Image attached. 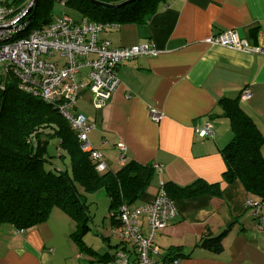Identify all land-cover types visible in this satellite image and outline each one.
<instances>
[{
    "label": "crops",
    "instance_id": "crops-1",
    "mask_svg": "<svg viewBox=\"0 0 264 264\" xmlns=\"http://www.w3.org/2000/svg\"><path fill=\"white\" fill-rule=\"evenodd\" d=\"M110 24L115 27L103 31L100 39L117 48L149 45L156 55L119 67V87L103 109L93 107L88 119L95 125L88 135L91 147L104 155L110 171L121 167L119 143L128 148V161L162 165L161 172L154 169L157 178L136 206L153 200L162 182L185 187L201 180L221 189L220 195L174 200L177 215L155 239L161 260L171 249L183 254L179 264H264V232L248 207L257 199L240 182L225 183L221 152L234 137L223 117L224 99L240 98L264 137V55L206 42L235 31L251 46L264 49V0H168L146 23ZM246 89L252 93L249 100L243 99ZM153 112L158 121L152 119ZM207 125L212 135L200 137L197 131ZM64 221L50 215L24 232L2 226L0 264H105L102 255H115L122 248L133 251L130 245L117 248L122 241L112 224L106 252L93 248L99 256H86L74 240L55 233L54 225ZM67 221L64 233L72 234L75 223ZM146 223L145 216V232ZM218 236H223L220 254L200 246L205 237Z\"/></svg>",
    "mask_w": 264,
    "mask_h": 264
},
{
    "label": "trees",
    "instance_id": "trees-1",
    "mask_svg": "<svg viewBox=\"0 0 264 264\" xmlns=\"http://www.w3.org/2000/svg\"><path fill=\"white\" fill-rule=\"evenodd\" d=\"M25 1L16 0V3ZM59 1L76 16L56 17L51 4L39 0L38 7L27 17L28 27L34 24L40 29L63 16L76 23L87 20L103 24H141L146 23L160 5L168 2L136 0L121 9H112L94 5L89 0ZM93 1L116 7L132 0ZM21 85L15 75L9 79L0 78V229L6 224L18 231L35 228L59 208L75 222L76 229L71 237L78 247L85 254L99 256L84 240L91 231L92 220L87 194L103 192L110 199L113 228L118 231L122 227L121 208L136 206L152 185L153 165L128 161L117 171L98 172L91 153L83 150L78 133L58 108L44 102L35 92L21 89ZM221 108L234 133L232 141L221 150L226 164L225 183L240 182L250 197L260 201L264 214V137L253 118L241 107L240 98L224 99ZM53 141H58L57 156L63 166L52 163L49 145ZM165 189L172 200L221 194L218 184L201 180L185 187L166 183ZM222 238L205 237L200 246L220 254ZM120 243L117 248L123 246ZM182 257L180 251L170 249L169 255L161 261L171 262ZM113 258L114 255L108 253L99 259L109 262Z\"/></svg>",
    "mask_w": 264,
    "mask_h": 264
},
{
    "label": "built area",
    "instance_id": "built-area-1",
    "mask_svg": "<svg viewBox=\"0 0 264 264\" xmlns=\"http://www.w3.org/2000/svg\"><path fill=\"white\" fill-rule=\"evenodd\" d=\"M35 8V0L19 4L16 0H0V78L9 79L15 75L22 83L21 89L35 92L44 102L55 105L78 133L83 150L91 153L98 172L104 173L108 170L104 155L91 147L88 138L95 125L78 112L77 103L82 93L88 91L93 107L103 109L120 85L119 67L138 57L154 56L156 51L149 45L114 47L109 40L100 39V34L115 26L87 20L76 23L67 16L27 32V17ZM206 42L264 55V49L251 46L248 39H241L235 31L210 37ZM85 71L86 78L83 77ZM251 94L250 89L244 90L243 99L249 100ZM152 119L158 121L160 116L153 112ZM197 132L200 137L212 135L210 125ZM117 150L118 162L124 166L128 162V148L119 143ZM153 168L161 172L163 167L154 164ZM248 207L258 230L264 232L260 201L250 200ZM176 215L175 201L167 195L164 182L150 202L123 206L120 213L122 227L116 235L124 245L133 246V252L119 249L114 258L105 264H179V260L161 262L155 248L156 236L168 227ZM145 216L147 232L143 228Z\"/></svg>",
    "mask_w": 264,
    "mask_h": 264
},
{
    "label": "rangeland",
    "instance_id": "rangeland-1",
    "mask_svg": "<svg viewBox=\"0 0 264 264\" xmlns=\"http://www.w3.org/2000/svg\"><path fill=\"white\" fill-rule=\"evenodd\" d=\"M10 1H13V0H10ZM42 1L48 2L51 4L52 14L56 17L62 16L64 14H68L73 17L76 16L70 11H68L64 7V4L61 3L59 0H42ZM34 29H36V25L32 24L28 27L27 32H31ZM77 108L80 111V113H82L83 115L87 117V119L90 118V115H92L95 110L93 108V105L91 102V95L89 93L85 95L83 98L79 99L77 103ZM57 145H58V141L51 142V144L49 145V155L53 157L52 163L54 164V166L59 167V166H63V163L60 161V158L57 156L58 155ZM156 181L157 179L154 181V184L156 183ZM87 195H88V205H89L90 215L92 217V220L90 221L91 231H89L84 236V240L86 242V246L97 249L98 251H101L103 254V252L104 253L106 252L107 246H109L107 244L108 240L105 238H107L106 236H110V229L113 224L111 214H110V199L103 192L87 194ZM50 215L54 218H57L58 222H60L61 217H64V220H65L64 225L59 226L58 222L54 225L55 233L61 236L64 235V239L65 237H69L73 241V238L71 237L70 232L64 233L66 222H68L67 219L71 220V218L66 213L64 214V211H62L59 208H55L51 212ZM6 225H9V224H6ZM111 238L113 240L112 244H115L116 239L112 236ZM88 255L89 254H87L86 256Z\"/></svg>",
    "mask_w": 264,
    "mask_h": 264
},
{
    "label": "water",
    "instance_id": "water-1",
    "mask_svg": "<svg viewBox=\"0 0 264 264\" xmlns=\"http://www.w3.org/2000/svg\"><path fill=\"white\" fill-rule=\"evenodd\" d=\"M89 1H90L92 4L97 5V6H101V7H107V8H112V9H121V8L125 7L126 5H128V4H131L132 2H135L136 0L128 1L126 4H123V5H120V6H116V7H114V6H109V5H106V4L97 3V2H95V1H93V0H89ZM35 3H36V7H38V5H39V0H35Z\"/></svg>",
    "mask_w": 264,
    "mask_h": 264
}]
</instances>
